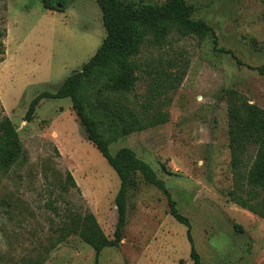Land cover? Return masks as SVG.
<instances>
[{"label":"rangeland","instance_id":"374dc122","mask_svg":"<svg viewBox=\"0 0 264 264\" xmlns=\"http://www.w3.org/2000/svg\"><path fill=\"white\" fill-rule=\"evenodd\" d=\"M183 1L193 18L213 28L216 49L211 39L174 33L161 45L145 41L132 90L105 92L103 100L138 117L145 104L147 116L156 111L167 120L108 149L112 155L131 149L164 182L190 224L200 264H264V220L227 196L229 105L245 101L264 110V76L255 70L264 63V0ZM104 36L95 0H72L62 12L40 0H0V120L10 119L22 146L19 160L0 176V264H93V249L62 228L76 215L92 214L104 236L113 237L119 179L87 139L70 99H43L32 120H24L30 100L56 92ZM162 69L183 77L149 100L151 77ZM253 154L249 145L247 160ZM136 179L126 196L122 239L100 251L98 264H192L186 226L169 215L167 197Z\"/></svg>","mask_w":264,"mask_h":264},{"label":"trees","instance_id":"16d2710c","mask_svg":"<svg viewBox=\"0 0 264 264\" xmlns=\"http://www.w3.org/2000/svg\"><path fill=\"white\" fill-rule=\"evenodd\" d=\"M49 11H64L72 0H40ZM100 12L105 36L95 53L81 69L66 77L56 92H41L30 100L24 120L30 122L43 99L69 98L71 109L79 120L87 139L100 152L119 179L114 197L117 220L111 239L104 236L94 216L76 215L62 227L67 234H77L94 251V263L103 248L116 247L122 239L126 223L127 192L136 187L139 175L143 181L159 189L167 197L168 213L178 223L186 226L192 264H200L186 217L179 214L175 202L169 197L164 182L156 177L150 166L127 147L119 148L113 155L108 146L127 134L159 125L167 120L160 113L147 116L144 104L139 116L121 104L108 105L104 93H127L132 90L138 76L136 57L147 41L152 45L163 44L169 35L193 36L198 42L211 39L214 48L217 37L213 28L202 19L192 17L193 7L183 0H166L160 4L138 0H95ZM216 49V48H214ZM230 54V51L218 49ZM237 63L239 61L237 60ZM264 76V63L255 69ZM183 77L181 71H155L151 77L149 100L174 90ZM149 102V101H148ZM228 111L231 188L228 200L264 220V110L253 104L233 102ZM249 145L254 154L247 160ZM22 146L16 129L9 118L0 120V176L21 157ZM71 179L70 175H67ZM74 186V182L71 180Z\"/></svg>","mask_w":264,"mask_h":264}]
</instances>
